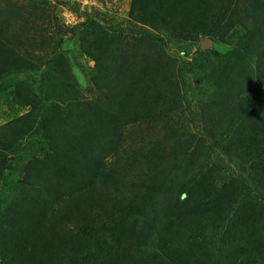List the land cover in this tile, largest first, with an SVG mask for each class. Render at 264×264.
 <instances>
[{
  "label": "trees",
  "instance_id": "1",
  "mask_svg": "<svg viewBox=\"0 0 264 264\" xmlns=\"http://www.w3.org/2000/svg\"><path fill=\"white\" fill-rule=\"evenodd\" d=\"M42 4L0 8L22 110L0 125V264H264V0H130L128 26L71 28ZM201 37L234 46L190 58Z\"/></svg>",
  "mask_w": 264,
  "mask_h": 264
},
{
  "label": "rangeland",
  "instance_id": "2",
  "mask_svg": "<svg viewBox=\"0 0 264 264\" xmlns=\"http://www.w3.org/2000/svg\"><path fill=\"white\" fill-rule=\"evenodd\" d=\"M32 0H0V8L3 13V19L23 21V18L27 17L28 3ZM43 4L45 8L50 12L57 15L56 20L64 24L66 27H74L85 20L86 14H95L100 12L104 16V20L113 22L114 24H121L122 26H128L127 15L130 9V0H65V5H55L56 0H35ZM19 19H18V18ZM2 19V15H1ZM55 20V19H54ZM211 40L212 46L206 51L210 52H220V54H225L230 52L233 49L234 42L231 40L228 44H216L212 38L201 37L198 43L194 44L188 51L189 57L192 58L195 55L198 49H201V42ZM75 43L70 40H67L63 46L62 55L68 57L70 60L72 73L75 79L79 83V90L83 96H87L88 99H91L90 90L93 88L91 81L88 77L89 70L93 67V63L82 57L79 52L75 49ZM65 48V50H64ZM66 51V52H65ZM203 51V52H206ZM252 65L255 62V59L249 60ZM220 69V67H219ZM34 75L32 77H35ZM200 84V82H199ZM212 86V85H211ZM206 84H200L199 88L196 90L198 93V99L201 102L208 101L209 93L207 91ZM213 93V88L211 89ZM17 102L12 97H3L0 96V125L6 123L15 116H18L21 113ZM143 117V112L140 113ZM136 120L135 125H133V130L135 132L138 130H148L147 121L143 118ZM191 129L193 126L189 123Z\"/></svg>",
  "mask_w": 264,
  "mask_h": 264
},
{
  "label": "water",
  "instance_id": "3",
  "mask_svg": "<svg viewBox=\"0 0 264 264\" xmlns=\"http://www.w3.org/2000/svg\"><path fill=\"white\" fill-rule=\"evenodd\" d=\"M212 46V41L211 40H207V41H203L201 42V50L202 51H206L207 49H209Z\"/></svg>",
  "mask_w": 264,
  "mask_h": 264
}]
</instances>
